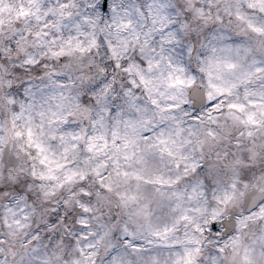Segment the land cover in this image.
Masks as SVG:
<instances>
[{"label":"snow or ice","instance_id":"obj_1","mask_svg":"<svg viewBox=\"0 0 264 264\" xmlns=\"http://www.w3.org/2000/svg\"><path fill=\"white\" fill-rule=\"evenodd\" d=\"M0 264H264V0H0Z\"/></svg>","mask_w":264,"mask_h":264}]
</instances>
